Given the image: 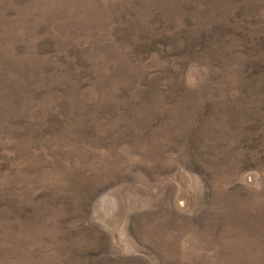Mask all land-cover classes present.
Returning <instances> with one entry per match:
<instances>
[{
	"label": "rangeland",
	"instance_id": "374dc122",
	"mask_svg": "<svg viewBox=\"0 0 264 264\" xmlns=\"http://www.w3.org/2000/svg\"><path fill=\"white\" fill-rule=\"evenodd\" d=\"M0 264H264V0H0Z\"/></svg>",
	"mask_w": 264,
	"mask_h": 264
}]
</instances>
